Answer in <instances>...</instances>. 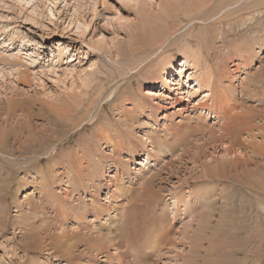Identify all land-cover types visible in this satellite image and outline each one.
Masks as SVG:
<instances>
[{"label": "rangeland", "instance_id": "rangeland-1", "mask_svg": "<svg viewBox=\"0 0 264 264\" xmlns=\"http://www.w3.org/2000/svg\"><path fill=\"white\" fill-rule=\"evenodd\" d=\"M184 45L214 78L229 74L230 112H256L230 153L225 136L207 143L214 115L192 106L207 88L190 97L161 90L162 74L182 77ZM191 69L181 78L188 89ZM147 88L169 96L152 99ZM126 110L135 118L124 124ZM185 124L201 132L183 133ZM0 135V264H117L108 257L118 251L133 256L129 264H264V0H0ZM32 137L45 143L36 153ZM157 141L164 148L155 152ZM233 158L247 165L245 183L204 178ZM82 204L85 215L74 211ZM107 217L129 239L118 251L91 243V232L108 231ZM63 231L80 233L70 257L48 249L47 237L26 246Z\"/></svg>", "mask_w": 264, "mask_h": 264}, {"label": "bare ground", "instance_id": "bare-ground-1", "mask_svg": "<svg viewBox=\"0 0 264 264\" xmlns=\"http://www.w3.org/2000/svg\"><path fill=\"white\" fill-rule=\"evenodd\" d=\"M261 1V0H260ZM254 6H256V5H254ZM259 6V5H258ZM261 6V5H260ZM259 8V7H258ZM156 36H158V35H156ZM159 37V36H158ZM158 40V39H157ZM159 41H161V39H159L157 42H159ZM156 42V40H154V42H153V44L154 43H157ZM147 47V46H146ZM184 48H188V49H190V50H188V52H187V55H185L184 57H182L181 59H180V61L179 62H177L175 65H177V66H180V67H178V69L176 68V73L178 74V76L179 75H181L182 77H184L183 75H185V70L183 71V67H185L186 65H188V66H191V67H194V69L192 70H190L191 72L187 75V79L185 80V81H187L188 79H191L190 80V82L188 83V85H190V89H188V88H186L185 87V83H184V81L183 80H181V78L182 77H177V79L175 78V76H174V78H172V76H173V74H171L172 76H169V75H165V74H162V77H161V80H162V83H161V87H162V89L161 90H164V91H167V90H171L173 87H176V89L177 90H180V93H186V96L187 97H190L191 95H194L195 93H199L200 92V90L202 89V88H207V91L206 92H204L203 94H204V98L202 97V98H200L201 99V101L200 102H198V104L196 103V104H194V105H192L193 107H194V109H196L197 110V108L198 109H201V110H203V109H205V114H213L214 115V121L212 122V126L208 129V133L210 134V136H209V141L207 142V143H215L216 141H223V137L222 136H225V137H227L226 139H228V143H227V145L228 146H226L225 147V151L227 150L229 153H230V150L233 148L234 149V145H236L237 144V137H236V133H238L240 130H241V128L242 129H245V131L247 130L248 131V133H249V130L251 129V119H253V115H255L256 114V112L255 111H253L252 109H247V108H244L243 110L241 109V110H239V111H236V112H230V111H232V110H230L231 109V106H230V101L231 100H234V99H236V87H235V85H233V83H232V81H231V79L229 78L230 76H229V74L226 72V73H224V70L223 69H221V71H220V73L221 74H219L218 75V77H216V78H214V70L210 67V66H206V68H202L201 67V57H200V54L197 52L198 50H196V49H192L191 47H189V46H185L184 45ZM198 54H197V53ZM144 53H145V51H144ZM143 62V61H142ZM148 64V63H147ZM138 65V64H137ZM146 66V65H145ZM143 67H141V69H142ZM199 68V69H198ZM207 69V70H206ZM199 70V71H198ZM189 71V70H188ZM194 71V76H193V72ZM182 72H183V74H182ZM169 73V72H168ZM170 74V73H169ZM155 75V73H153V77L154 78H156V76H154ZM193 77H198V82H199V84H200V86H197V85H195V84H193V81H195L194 80V78ZM183 79V78H182ZM214 82H217V89H215L214 87H213V85H214ZM184 83V84H183ZM172 85H173V87H172ZM200 88V89H199ZM247 87H244L243 88V90H245ZM249 88V87H248ZM146 94L147 95H149L150 96V98H154V95H155V97L156 96H159V97H161L162 95L163 96H166V97H168L169 95H165V94H163V93H155V91L153 90V89H149V88H147L146 89ZM153 95V96H152ZM132 100H133V98H132ZM131 100V101H132ZM135 100L137 101V103H135V108H140V109H143V107H144V105L142 104V102H140V100H137L136 98H135ZM207 100L208 101H211V103L209 104V103H205V102H207ZM171 103H173V101L171 102ZM170 103V104H171ZM202 103H205V104H202ZM129 105V104H128ZM196 105H198V107L197 108H195L196 107ZM172 105H168V107L170 108ZM131 108V107H130ZM187 108V107H186ZM186 108H184V109H186ZM241 108V107H240ZM179 110H180V108H179ZM237 110V109H236ZM132 112V111H131ZM135 112V111H134ZM133 112V113H134ZM178 112V111H177ZM215 113H220L221 114V122L218 120V121H216L215 119ZM254 113V114H253ZM185 114V113H184ZM127 117V118H125V119H121V121L124 123V124H127V123H129V122H132V121H134V118H135V114H131V113H129V110H126L125 112H124V117ZM123 117V118H124ZM252 117V118H251ZM251 118V119H250ZM204 120V116L202 115V114H198L197 115V123L199 124V125H201V126H203V124H201L202 122L201 121H203ZM127 122V123H126ZM201 122V123H200ZM188 123V122H187ZM213 125H220L218 128L220 129V130H222V133L220 134V136H217V135H215L214 134V126ZM107 128V127H106ZM218 128H215V129H218ZM201 128H196L195 126H192V125H188V124H185L184 125V127L182 128V131H184L183 133H190V132H194V133H196L197 131H199V132H201V130H200ZM107 130H108V128H107ZM187 130V131H186ZM203 131V130H202ZM244 131V132H245ZM118 132V131H117ZM243 132V131H242ZM179 133H181V132H179ZM240 133V132H239ZM245 133H247V132H245ZM100 134V133H99ZM105 137V141L106 140H108L109 141V134H107V135H105V133L103 132L102 133ZM235 135V136H234ZM97 137V136H96ZM103 137V136H102ZM120 135H116V138L118 139V140H120ZM236 137V138H235ZM35 138L36 137H32V139L30 140V143H33L32 145H31V148L28 150L29 151V153H36V151H37V148H41V146L44 144L45 145V143L44 142H42V141H37V140H35ZM111 140V139H110ZM118 140H116V141H118ZM160 140V139H159ZM104 141V142H105ZM115 141V142H116ZM110 142V141H109ZM162 142V141H161ZM29 143V144H30ZM164 143V142H163ZM206 143V142H205ZM222 143H226V142H222ZM2 144H4V138L2 137V135H0V147L1 148H3V145ZM11 144V143H10ZM13 144L14 143H12V146H13ZM29 144H27L26 146L28 147L29 146ZM160 144H162V143H160V142H158L157 141V143H155L154 145H153V149H154V151L155 152H158L159 151V148L157 147V146H161ZM203 144V143H202ZM47 145V144H46ZM116 145L117 146H120V141L119 142H117L116 143ZM164 145H165V147L166 148H170L171 146H168V145H166L165 143H164ZM225 144H223V146H224ZM110 146H112L113 148H114V144L113 143H111L110 142ZM213 146V145H212ZM44 147V146H43ZM121 147V146H120ZM161 147H163L164 148V146H161ZM36 148V149H35ZM92 148V147H91ZM118 148V147H117ZM122 148V147H121ZM115 149V148H114ZM198 149H203V148H200V147H198ZM89 150H91V149H89ZM201 151V150H200ZM84 153V152H83ZM227 153V152H226ZM67 155V154H66ZM85 155V154H84ZM86 155H87V153H86ZM146 157H148V156H146ZM240 158V157H239ZM239 158H237V159H235V158H233V160H231L230 159V161H226V160H224V162H220L221 164H219L220 165V167L219 166H216V168L217 167H219V169L217 170V171H215L216 170V168L214 167V168H212V169H209V168H207V170H205V177L204 178H209V177H212V176H215V175H218V174H220L221 176H223V177H225V180L227 181L228 179H231V180H234V182H237V183H245V182H243V180H246V179H243V180H241L240 179V177H241V175H240V172L241 173H244V171H245V167L247 166V165H245V163L244 162H242ZM244 159V158H243ZM67 160V159H66ZM118 161V160H117ZM233 162L235 163V164H233ZM49 163V162H48ZM62 164L60 161L59 162H57V159L56 160H51V162L49 163V164H46V165H48L47 167H48V170H50V171H52V170H54L53 169V166H54V164H55V166H57V164ZM64 163H65V161H64ZM80 163V162H79ZM59 164V165H60ZM68 164H69V162H68ZM68 164H64V167H66ZM241 167V169L240 170H238L237 168L238 167ZM80 167V166H79ZM91 167V166H90ZM239 167V168H240ZM233 168V172H231V169ZM227 169H229L230 171H228L227 172ZM75 170V169H74ZM248 171V170H247ZM86 174V173H85ZM250 174H252V175H254V174H257V172L254 170V171H250ZM254 177V176H253ZM252 178V176L250 175L247 179H251ZM252 179H254V178H252ZM251 179V180H252ZM253 182H254V180H252ZM262 181H263V179H262ZM255 183H257L256 181H255ZM254 184V183H253ZM252 184V185H253ZM98 184L95 182H90V187L91 188H93V190L94 191H97L98 190ZM149 186V185H148ZM252 187V186H251ZM120 189V188H119ZM124 189H126V188H124ZM148 189V188H147ZM151 190V189H150ZM124 191V190H123ZM117 192V191H116ZM121 192V191H120ZM151 192V191H150ZM97 193V192H96ZM118 193V192H117ZM98 197V196H97ZM61 201V199H58V201L57 202H60ZM128 201V200H127ZM131 202V201H130ZM97 205V204H96ZM57 207H59V209L58 210H60L61 208H63L64 209V211H66V210H68L67 208H65L64 206H62L61 204H58L57 205ZM74 207H75V205H74ZM101 207H103V206H101ZM100 206H95L94 207V213H93V215H95V216H97L98 215V217L101 215V213L102 212H104V209L103 208H101ZM93 208V207H92ZM105 208V207H104ZM114 208V207H113ZM106 209V208H105ZM87 207L85 206V204H82V205H80V206H78V207H76L75 208V210L74 211H79L81 214H83V215H85V213L87 212ZM133 211V210H132ZM61 214V213H60ZM67 215V214H66ZM54 216V215H53ZM62 217H63V215L61 216V215H59V214H57V213H55V217H54V220H56V221H59V219H60V221H62L63 219H62ZM101 217V216H100ZM108 217H109V215H108ZM105 218V220H103V221H105L104 223H106V226L108 227V231L107 232H100V230H95V232H91L90 234L91 235H93V234H95V235H93V237H94V240H92L91 241V243H93L92 245H93V247L96 249V248H99L100 250L101 249H105V250H107V248H109L108 246H111L113 249H117V248H119V243L122 241L121 240V237L124 235V241H125V243L127 244L128 243V238H127V236H126V238L128 239V240H125V234H124V232H125V229L124 228H122L121 226L120 227H118V226H114V224H113V221H112V218ZM130 218V217H129ZM24 219L26 220L27 219V216H25L24 217ZM128 219V218H127ZM126 219V220H127ZM94 219H92V221H93ZM114 221H115V219H114ZM133 222V221H132ZM204 222V221H203ZM52 224H53V222H51ZM50 223V224H51ZM0 224H2V223H0ZM45 224V223H44ZM42 225L41 226V229H40V231H46V230H48L47 228L50 226V224L48 223V224H46V225ZM116 224V223H115ZM54 225V224H53ZM104 225V224H103ZM134 225V224H133ZM200 225V224H199ZM56 226V227H55ZM54 227L55 228H57V227H60V226H58L57 224L55 225ZM203 226V225H202ZM205 226V225H204ZM50 227H52V225L50 226ZM111 227L113 228L112 230H114L117 234H118V236H116L113 232H112V230H110L111 229ZM118 227V228H117ZM127 228V227H126ZM97 229V228H96ZM134 229V228H133ZM160 229H162V228H160ZM33 231V230H32ZM156 231V230H155ZM119 232H122V234L120 233L119 234ZM154 232V231H153ZM90 234H89V236H90ZM132 234H134V233H132ZM30 235H37V232H31V234ZM79 235H80V233H78V232H71L70 231V233L68 232V231H63L62 232V234L60 235V236H57V235H54L55 237H53L52 235H49V234H46L44 237H41V238H38L37 239V242H35V240L34 241H32V242H28L27 244H26V246H30V245H41V243H42V241H43V239L44 238H48V239H50L49 241H48V243H47V248L48 249H53V251L55 250V251H59V252H62L63 253V255H66L67 254V256H68V254H69V257H70V255H72L73 253H72V247L73 246H75V245H77V238L79 237ZM127 235H128V233H127ZM161 235V234H160ZM89 236H87L86 234H84L83 235V237H82V240H86V242L87 241H89V239L91 238V236H90V238H89ZM132 235H130V237H131ZM33 237V236H32ZM34 237H37V236H34ZM157 237V236H156ZM198 237V236H197ZM80 238V237H79ZM123 238V237H122ZM133 237H131V239H132ZM158 238V237H157ZM81 239V238H80ZM117 239H119V242H118V240ZM79 240V239H78ZM155 240L153 239V242L152 243H155L154 242ZM33 242H35L34 244H33ZM79 243V242H78ZM90 243V242H89ZM88 243V244H89ZM122 243V242H121ZM124 243V244H125ZM158 243V242H157ZM123 244V245H124ZM125 244V245H126ZM150 245H151V243H150ZM154 245H156V244H154ZM128 248V247H127ZM117 251H118V249H117ZM52 252V251H51ZM119 252V251H118ZM115 253V255H109V257L108 258H112L113 257V259H115L116 260V263L117 264H126V263H128V262H126L125 263V258L127 259V257H128V259H129V257L130 256H132V255H129V256H127V257H125L124 255L127 253H125V252H119V253ZM125 253V254H124ZM96 254V253H95ZM107 254V253H106ZM111 254V253H110ZM74 255V254H73ZM68 257V258H69ZM75 257V256H74ZM73 257V258H74ZM133 257V256H132ZM107 258V259H108ZM66 259H67V257H66ZM75 259V258H74ZM109 259V260H110ZM73 260V259H72ZM130 260V259H129ZM127 261V260H126ZM131 261V260H130ZM129 264V263H128Z\"/></svg>", "mask_w": 264, "mask_h": 264}]
</instances>
